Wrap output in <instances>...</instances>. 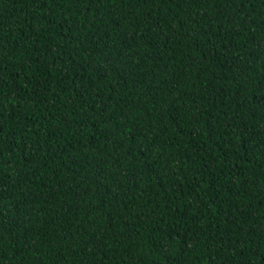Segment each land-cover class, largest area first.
I'll return each mask as SVG.
<instances>
[{
    "label": "trees",
    "instance_id": "1",
    "mask_svg": "<svg viewBox=\"0 0 264 264\" xmlns=\"http://www.w3.org/2000/svg\"><path fill=\"white\" fill-rule=\"evenodd\" d=\"M0 264H264V0H0Z\"/></svg>",
    "mask_w": 264,
    "mask_h": 264
}]
</instances>
